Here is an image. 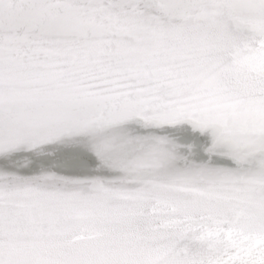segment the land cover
Instances as JSON below:
<instances>
[{
  "label": "snow or ice",
  "instance_id": "snow-or-ice-1",
  "mask_svg": "<svg viewBox=\"0 0 264 264\" xmlns=\"http://www.w3.org/2000/svg\"><path fill=\"white\" fill-rule=\"evenodd\" d=\"M0 264H264V0H0Z\"/></svg>",
  "mask_w": 264,
  "mask_h": 264
}]
</instances>
